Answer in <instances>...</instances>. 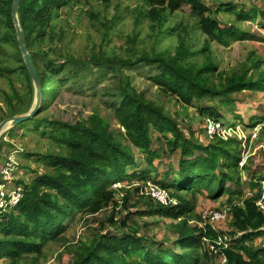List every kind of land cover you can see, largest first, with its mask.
<instances>
[{"label": "trees", "instance_id": "trees-1", "mask_svg": "<svg viewBox=\"0 0 264 264\" xmlns=\"http://www.w3.org/2000/svg\"><path fill=\"white\" fill-rule=\"evenodd\" d=\"M146 2L147 8L141 14L152 36L160 39L168 34L177 37V44L173 52L169 48L153 49L152 53L143 51L140 56L134 53L133 58L111 62L114 68L145 62L157 70L152 77L154 83L164 93L171 92L182 100L184 105L221 98L217 105L199 109L204 119L221 121L224 119L221 107L236 113V105L247 102L264 108L260 98L264 94L262 58H251L249 68L242 66L244 71L216 75L218 69L209 52L210 44L229 46L232 41L247 37L241 26L235 23L223 28L216 17L214 9L219 7L221 11L224 7L226 11H235L231 4L206 0ZM70 4L71 0L20 1V26L42 85L43 103L39 114L46 108L48 97L56 93V86L65 82L60 79L63 67L55 66L44 46L54 41L53 22ZM13 5L14 0H0V49L4 43L13 44L21 64L9 67L0 60V78L8 79L13 85L12 76L23 74L29 83V92L21 95L14 90L13 99L19 103L14 105V100L10 101L12 112L7 119L29 113L35 100L33 82L19 48ZM184 6H190L195 14V28L167 27L169 16ZM258 17L264 20V10L253 7L250 12L238 14L237 19L255 21ZM198 32L205 37L200 50L187 39L188 35ZM132 41L134 44L135 40ZM64 59L70 61L72 57ZM46 60L48 66L40 71V65ZM250 70L253 72L249 74ZM117 94L113 115L128 145L115 136L100 114L76 125L36 117L17 127L34 124L35 130L51 138L57 151L41 156L46 165L44 174L32 183L20 181L26 195L19 206L14 211L0 213V262L48 264L50 257L57 255L59 260L70 257L67 264H223L221 256L224 255L225 264H264V246L254 245L256 239L264 238V214L256 206L262 193L264 161L253 165L249 160L241 167V149L234 140L219 139L203 145L193 131L181 128L162 106L136 92L128 78L119 79ZM22 105L26 108H21ZM236 115L244 120L243 114ZM257 120L264 122V118L256 115L243 123L256 127L252 124ZM154 133L160 137L155 139ZM261 136L264 138V129ZM160 144L166 148H156ZM166 154L179 155L178 169L172 162L167 171L160 173L155 161L162 160ZM139 155L145 156L147 163L141 170L136 160ZM132 179H137L141 186L135 190L114 188ZM245 185L252 194L244 190ZM150 186L166 191L176 204L164 205L150 192L143 197ZM198 195L213 202L227 197L223 209L230 212L233 230L228 235L234 241L223 253L214 254L210 250L220 234L196 213ZM166 218L171 220L168 230L173 239L166 237L159 241L150 236L151 223L146 219L161 223ZM194 222L198 225H192ZM74 225H83L89 235L71 241L67 233ZM111 228H118L119 232L111 234Z\"/></svg>", "mask_w": 264, "mask_h": 264}, {"label": "rangeland", "instance_id": "rangeland-1", "mask_svg": "<svg viewBox=\"0 0 264 264\" xmlns=\"http://www.w3.org/2000/svg\"><path fill=\"white\" fill-rule=\"evenodd\" d=\"M219 2H224V5L231 4L235 9V11H226L225 7L222 11L220 7L214 9V12L217 13L216 17L222 23V27H229L236 23L242 27V30L247 32V37L244 40L232 41L229 46H223L218 42L210 44L209 52L218 69L216 75L218 73L244 71L246 67L251 66L250 59L254 56L264 60V20L262 17H258L255 21L250 19L239 21L237 19L238 14L250 12L253 7L264 10V0H219ZM146 8V0H110L108 4L102 0H71V4L61 10L53 22L54 41L48 42L44 46V49L50 52V60L56 62L55 66L57 68L63 67L60 79H65V82L59 87L56 86V93L48 97L46 108L37 117L48 122L76 125L94 114H100L107 120L111 130L115 131V136L119 137L125 145H128V142L122 138L123 131L112 110L113 104L118 99L119 79L128 78L136 92L144 94L157 106H162L171 117L178 121L181 128H185L184 130L187 132L193 131L197 137L196 140L203 145H208L213 140L219 139L225 142L234 140L241 149L244 164L249 160H252L253 165L262 164L264 161V138L261 135L264 122L257 120L252 124L257 125L256 127H247L245 125L248 124H244L243 121H249L250 118L256 115L264 118V108L247 102L237 104V112L231 113L229 108L221 107L220 113L224 117L221 120L222 124L225 125L224 127L230 126L233 131L230 133L228 129H224L218 131L219 134L216 136L210 137L207 123L211 119H204L205 117L200 114L199 109L215 106L221 101V98H217L214 102L207 100L205 102H195L192 106L184 105L182 100L176 98L171 92L164 93L154 83L152 77L157 74V70L151 68L145 62L129 67L120 65L114 68L112 66L111 62L133 58L134 53L136 56H140L144 52L152 53L153 49L165 51L169 48L173 52L177 44V37L172 38L168 34H164L158 39L152 36L147 20L141 14ZM194 15L190 6H184L177 13L169 16L167 27L184 25L192 30L197 22ZM133 39L135 40L134 44L132 43ZM187 39L195 49L200 50L204 46L205 37L200 32L188 35ZM65 56H71L72 60H65ZM200 58L202 59V57ZM99 59H104L103 63H98ZM0 60L9 67H17L21 64L18 61L16 48L13 44H2ZM75 61H79V63ZM48 63L49 61L46 60L41 64L40 71L46 69ZM252 72L253 70H250L249 74ZM12 79L14 86L8 79L0 78V120L4 119L2 122L8 120L6 117L12 112L10 101L15 95L14 90H17L21 95H26L29 92V83L23 74H15ZM8 96L11 97L8 98ZM260 98L262 99L261 104H264V94H261ZM13 102L14 105L19 103L16 99ZM27 103L28 100H26ZM21 108H26V106L22 105ZM236 114H243L244 120L237 117ZM256 128L260 129L256 131ZM158 137L160 136L154 133V138ZM129 146L131 145L129 144ZM131 147L136 151V148ZM156 148H166V145L160 144ZM14 150H18L20 153L18 155L19 170L14 180L16 184L17 181L26 184L32 183L37 177L44 174L46 165L41 156L57 151L51 138L43 136L42 131L35 130V125L32 123L21 128L16 127L6 130L0 138V184L4 181L2 170L9 155ZM136 157L139 162L138 169L146 168V157L141 155ZM178 161L179 155L172 157L170 154H166L162 160L157 159L155 161V166L158 167L160 173H164L169 169V163L172 162L178 169ZM132 173L133 171H130V174ZM22 186L20 188L23 190ZM140 186L141 184L137 179H132L124 180L115 185L114 188L125 187L126 189L135 190ZM261 187L264 192L263 186ZM243 188L250 193L248 186L245 185ZM152 189L153 186L147 189L143 197L146 198L150 190L152 193ZM14 190L16 189H11L9 195ZM165 193L169 197L166 191ZM187 198L192 200L190 196ZM168 199L165 205L176 204L174 199L170 197ZM226 199L227 197H224L213 202L209 198L198 195L195 208L196 213L206 222L205 224L208 223L220 235L232 232L231 217L227 222L214 226L207 216L215 212L227 211L228 209H223ZM228 213H230L229 210ZM146 220L151 223L150 236L157 237L159 241L164 240L166 237L173 239L168 230L171 223L170 219L166 218L161 223H155L156 219ZM143 222L144 220L141 221L142 225ZM192 225H198V223L194 222ZM199 226L203 227V224L199 222ZM118 232V228H111L109 231L111 234ZM67 235L71 241H75L87 237L89 232L83 225H74L69 228ZM254 245L264 246V238L256 239ZM69 260L70 257L68 256L63 260H59L57 255H54V257H50L48 264H67ZM0 264H10V262L3 260Z\"/></svg>", "mask_w": 264, "mask_h": 264}, {"label": "built area", "instance_id": "built-area-1", "mask_svg": "<svg viewBox=\"0 0 264 264\" xmlns=\"http://www.w3.org/2000/svg\"><path fill=\"white\" fill-rule=\"evenodd\" d=\"M207 2H219V0H206ZM212 122V123H211ZM222 121H211L208 120V126H209V134L210 137L216 136L218 131H222L224 129H228L230 133H232V129L230 126L224 127L225 125L222 124ZM222 127V128H221ZM260 128H256L255 130H259ZM18 150H14L8 157L7 163L2 170L3 174V183L0 184V213H6V212H11L14 211L19 204L22 202L23 198L25 197V189L22 186V184L19 183V181L15 180V175L19 170V161H18V155H19ZM244 160V157H243ZM241 162L240 166L243 167L244 162ZM246 161V160H245ZM23 190L20 188L21 186ZM264 189V182L261 183ZM152 187V186H151ZM150 187V188H151ZM11 189H16L14 190L10 195L9 191ZM150 194L152 195L153 198L157 199L160 203L166 204L165 202L168 197V195L165 193V191L160 190L156 187L153 186L152 193L150 190ZM169 200V199H168ZM257 208L264 214V192L262 190V195L256 202ZM208 220L212 221L213 225H219L220 223L227 222L230 219V215L227 211L223 212H215L212 213L211 215L207 216ZM214 229V228H213ZM215 230V229H214ZM220 237L218 238V241H216V245H210V250L214 254H219L223 253V251L229 249L231 243L234 241V238L228 234H223L219 235ZM222 257V263H226V258L224 255Z\"/></svg>", "mask_w": 264, "mask_h": 264}, {"label": "water", "instance_id": "water-1", "mask_svg": "<svg viewBox=\"0 0 264 264\" xmlns=\"http://www.w3.org/2000/svg\"><path fill=\"white\" fill-rule=\"evenodd\" d=\"M20 1L21 0H14L12 14H13V19L15 23V28L17 31V39L19 43V48L21 50L24 63L28 69L29 75L35 87V102H34L33 108L31 109L29 113L25 115L16 116L12 119L5 120L0 124V138L6 130L10 128H16L36 118L38 114L40 113L42 103H43L42 85L40 82V78L38 76L35 65L32 61L31 54L27 49V46L25 43V37H24L23 31H22V28L19 22Z\"/></svg>", "mask_w": 264, "mask_h": 264}]
</instances>
